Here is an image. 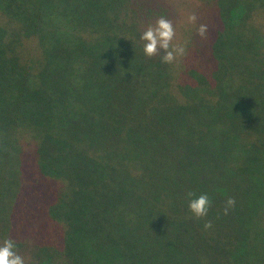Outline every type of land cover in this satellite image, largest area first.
Instances as JSON below:
<instances>
[{
  "label": "trees",
  "instance_id": "obj_1",
  "mask_svg": "<svg viewBox=\"0 0 264 264\" xmlns=\"http://www.w3.org/2000/svg\"><path fill=\"white\" fill-rule=\"evenodd\" d=\"M160 17L172 63L143 51ZM5 239L25 264H264V0H0Z\"/></svg>",
  "mask_w": 264,
  "mask_h": 264
},
{
  "label": "clouds",
  "instance_id": "obj_2",
  "mask_svg": "<svg viewBox=\"0 0 264 264\" xmlns=\"http://www.w3.org/2000/svg\"><path fill=\"white\" fill-rule=\"evenodd\" d=\"M187 19L189 23L195 24L196 17L194 15H189ZM206 32L207 26L203 24L196 29L197 35L201 37H204ZM174 36L175 30L172 22L163 17L158 18L155 24H150L141 35V39L145 41L143 47L145 55L154 56L160 53L162 49L163 55H161V59L164 63H172L178 57H182L185 55V47L180 44L173 45ZM188 195L192 196L193 194L189 193ZM209 204L210 201L207 194H201L188 201V208L195 217H203L207 214ZM234 204L235 201L229 198L226 201L225 213ZM204 227L211 228V222L205 223ZM14 247L15 243L12 239H5L0 244V264H25L24 259L14 251Z\"/></svg>",
  "mask_w": 264,
  "mask_h": 264
}]
</instances>
